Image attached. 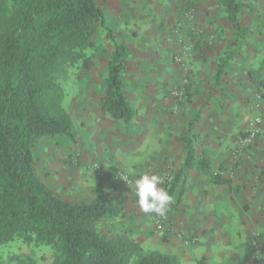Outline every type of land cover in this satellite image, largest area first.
Returning a JSON list of instances; mask_svg holds the SVG:
<instances>
[{
	"label": "crops",
	"instance_id": "0c3cea01",
	"mask_svg": "<svg viewBox=\"0 0 264 264\" xmlns=\"http://www.w3.org/2000/svg\"><path fill=\"white\" fill-rule=\"evenodd\" d=\"M237 1L245 37L227 19L224 0H189L195 9L183 17L181 33L191 51L180 64L172 60L174 44L162 37H114L130 52L123 86L135 109L132 119L101 114V90L91 106H76L74 142L62 135L52 137L51 145L34 146V155L41 146L38 156L50 158L37 166L50 172L41 175L46 182L52 178L50 188L58 196L81 202L110 198L121 211L103 220L112 225L106 228L109 234H126L146 252L175 256L177 264H198L201 256L209 264H250L254 230L260 232L264 253V0ZM182 4L179 0L168 14L182 15L187 8L186 1ZM190 31L200 33L192 36ZM180 66L189 73L182 81L183 97L176 98L172 91L180 87ZM255 115L262 118L260 132L239 158L238 137ZM184 138L192 145L188 166L183 163ZM98 161L111 176L97 184L99 177L91 180L87 174L93 175ZM117 167L132 176L134 185L145 173L175 175L172 186L160 185L171 188L173 196L162 231L156 232L152 214L140 209L133 187L112 177ZM214 170L227 181H214ZM83 195L87 197L79 199ZM189 234L198 240L187 244Z\"/></svg>",
	"mask_w": 264,
	"mask_h": 264
},
{
	"label": "trees",
	"instance_id": "16d2710c",
	"mask_svg": "<svg viewBox=\"0 0 264 264\" xmlns=\"http://www.w3.org/2000/svg\"><path fill=\"white\" fill-rule=\"evenodd\" d=\"M224 3L227 19L245 37L239 2ZM99 26L108 29L98 0H0V245L15 238L47 244L59 253L51 264H177L171 254L142 251L126 234L101 231L99 223L121 211L110 198L64 199L36 172L34 146L41 138L59 134L76 140L75 120L62 102V80L77 65L90 66L86 51L94 47ZM110 38L98 105L101 114L129 122L135 109L123 72L130 52ZM183 152L188 166L193 152L187 138ZM171 174L163 186L175 183ZM210 174L214 181H227ZM198 264H209L207 257Z\"/></svg>",
	"mask_w": 264,
	"mask_h": 264
},
{
	"label": "rangeland",
	"instance_id": "374dc122",
	"mask_svg": "<svg viewBox=\"0 0 264 264\" xmlns=\"http://www.w3.org/2000/svg\"><path fill=\"white\" fill-rule=\"evenodd\" d=\"M180 1L183 4L186 1L187 8H185L182 15H177L174 12L170 16L168 12L171 11L172 13V11H174L175 9V6L177 8L179 0H98L104 10L105 21L108 29H104L102 26H99L96 29L95 45L92 49L86 51L91 58L90 66L85 68L83 66L78 67L77 65L73 69H70L62 80V85L65 91L62 102L63 105L68 108L73 118L74 114L77 113L76 106H91L92 103H90V100L94 101V97H96V95H99L100 91L103 90L104 82L106 79V67L109 58V52L111 50V47L113 46V41L110 38L111 36L113 38L115 37V39L116 37H120V41H124L126 36H128L130 39L138 41L142 39L155 38L156 36L162 37L163 39L171 41V43L174 44L172 60L178 62L179 64L181 63L180 61H178V58H183V56H185L187 52L191 51L190 44L188 43V41L187 43L184 42L186 38L181 33V30L184 26L183 17H190L194 12L195 5L189 3V0ZM187 11L188 13H186ZM189 22H194L193 18L190 19ZM193 26L194 24H192V27ZM108 30L110 31L111 36L110 34H108ZM190 33L192 34V36H196L200 32L190 31ZM181 44H187L185 53L179 51V47L181 46ZM144 47L146 48V46H143V48ZM148 48L152 47L149 46ZM179 73L180 75L182 74V76L180 77V87L174 88L172 91V94L176 98H179L180 96L183 97V87L185 86V83L182 81L186 79L189 72L186 71L182 66H180ZM56 136L57 138H60L59 136H61V138H64L59 134ZM52 137L55 136L43 137L36 145H51L54 142ZM59 144L62 145V141H59ZM35 148V151L37 152V154L35 155L36 172L38 171V175L46 182V180L41 175V173L45 174V172H43V168L38 169L37 164L44 163L43 161L41 162V159L49 161L50 158L47 159V157L43 158L38 156L39 154H41V151H43V149L41 148V146ZM74 160H78V157ZM54 168L55 167H53V169ZM168 172L170 171H165L158 174L162 178V181L164 176ZM49 173L50 172H47L45 175H48ZM87 175L91 180H93L96 176L99 177V180L97 179L96 181L98 184V181L103 180L102 178H104L106 175H110V173L105 169L103 170L101 162L98 161L94 163L93 175H90L89 173ZM123 175L126 176L127 180L123 179ZM112 177L125 186H132L133 193L136 196L135 185L133 184L132 176L125 169L117 167V169H114L112 171ZM51 180L52 178L48 177V182H46L49 187L52 186ZM161 185H165V183L163 182ZM60 191L62 192L61 189ZM61 197L70 200V198H67V195ZM78 197L79 199H82L87 196L83 195ZM111 221L114 220L111 219ZM168 222L169 213L167 211L165 226ZM98 226L101 231L105 232L106 228H111L112 225L110 224V221H102ZM153 228L156 232L163 230L155 229L154 219ZM192 237H197L198 240L197 235L189 234L184 237L188 241L187 244L193 243L191 241ZM249 241V263L264 264V253L260 245V232L255 230L252 231ZM142 251H144L143 248ZM58 255V251L47 244L33 245L32 243L29 244L23 242L18 238L11 240L4 245H0V264H51Z\"/></svg>",
	"mask_w": 264,
	"mask_h": 264
},
{
	"label": "clouds",
	"instance_id": "9594fccd",
	"mask_svg": "<svg viewBox=\"0 0 264 264\" xmlns=\"http://www.w3.org/2000/svg\"><path fill=\"white\" fill-rule=\"evenodd\" d=\"M162 178L156 174H143L135 180V191L140 209L145 214L166 215L173 196L160 187Z\"/></svg>",
	"mask_w": 264,
	"mask_h": 264
},
{
	"label": "built area",
	"instance_id": "2783aa9c",
	"mask_svg": "<svg viewBox=\"0 0 264 264\" xmlns=\"http://www.w3.org/2000/svg\"><path fill=\"white\" fill-rule=\"evenodd\" d=\"M188 13V11L186 12ZM185 13V14H186ZM180 45V43H179ZM187 49L186 44H181V46L179 47V51L185 53ZM181 59L178 58V61ZM264 90H262L261 93H263ZM261 96L262 94H258V96ZM261 125H262V118L260 115H255L253 117H251L249 119V121L247 122L245 128L243 129L242 133L240 134V136L238 137V147L235 150V154L240 158L242 157L245 149L247 146H249L250 143H252V141L255 139V137L259 134L260 129H261ZM213 173H220L219 170H214ZM230 176H231V172H230ZM123 179L127 180L126 176L123 175ZM172 179V174L171 172L166 173V175L163 178V182L167 183L170 182ZM153 215V219H154V225H155V229L156 230H162L165 227V222L167 219V213L164 216H158L154 213H152ZM197 240V237H192L191 241L195 242Z\"/></svg>",
	"mask_w": 264,
	"mask_h": 264
}]
</instances>
